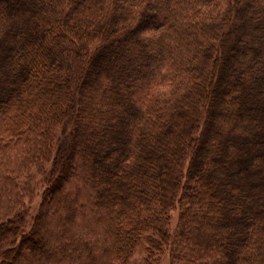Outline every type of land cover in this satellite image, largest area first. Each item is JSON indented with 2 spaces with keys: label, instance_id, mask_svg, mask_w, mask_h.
<instances>
[{
  "label": "trees",
  "instance_id": "obj_1",
  "mask_svg": "<svg viewBox=\"0 0 264 264\" xmlns=\"http://www.w3.org/2000/svg\"><path fill=\"white\" fill-rule=\"evenodd\" d=\"M1 241L0 264H264V0H0Z\"/></svg>",
  "mask_w": 264,
  "mask_h": 264
},
{
  "label": "rangeland",
  "instance_id": "obj_2",
  "mask_svg": "<svg viewBox=\"0 0 264 264\" xmlns=\"http://www.w3.org/2000/svg\"><path fill=\"white\" fill-rule=\"evenodd\" d=\"M30 109H32V107ZM31 176L34 181L33 192L35 196L30 201H28L27 199L24 200L25 209L28 210V212H27V215L24 217L23 221L21 222V225L26 231L29 229L32 223V218L35 215L38 205L40 203L41 193H42V190L45 184L42 175H39L36 170L31 171ZM178 214L179 213H178L177 206H175L174 209L171 210L169 213V230L171 232H173L177 224ZM6 246H7L6 241L0 242V250L4 249ZM158 259H159L158 260L159 264H168V253L164 252Z\"/></svg>",
  "mask_w": 264,
  "mask_h": 264
}]
</instances>
